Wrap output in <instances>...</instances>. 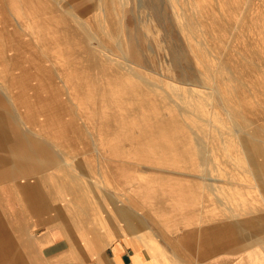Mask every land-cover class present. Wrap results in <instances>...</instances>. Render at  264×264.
<instances>
[{
	"label": "rangeland",
	"instance_id": "rangeland-1",
	"mask_svg": "<svg viewBox=\"0 0 264 264\" xmlns=\"http://www.w3.org/2000/svg\"><path fill=\"white\" fill-rule=\"evenodd\" d=\"M0 109L47 162L27 176L44 182L41 216L2 192L18 264H41L26 241L65 215L66 184L94 209L124 192H264V0H0Z\"/></svg>",
	"mask_w": 264,
	"mask_h": 264
},
{
	"label": "crops",
	"instance_id": "crops-1",
	"mask_svg": "<svg viewBox=\"0 0 264 264\" xmlns=\"http://www.w3.org/2000/svg\"><path fill=\"white\" fill-rule=\"evenodd\" d=\"M8 145L11 158L6 165L0 162V175L15 182L0 187L2 201L4 191L34 192L27 177L32 170L18 174L15 164L8 169V163H18V147L10 152L13 145ZM83 190L66 184L59 200L65 215L40 219L43 229L35 237L29 233L26 243L39 251L41 264H264V192H124V203L118 199L116 207L94 209L88 208L91 201L72 203L70 197L81 199ZM21 206L33 213L27 204ZM142 210L159 220L147 224ZM9 260L18 264L22 257L15 250Z\"/></svg>",
	"mask_w": 264,
	"mask_h": 264
},
{
	"label": "bare ground",
	"instance_id": "bare-ground-1",
	"mask_svg": "<svg viewBox=\"0 0 264 264\" xmlns=\"http://www.w3.org/2000/svg\"><path fill=\"white\" fill-rule=\"evenodd\" d=\"M13 120H12V123L14 124L16 123L17 127H19L17 118H16V121L15 120L13 121ZM5 132H7L8 134H5ZM13 132L14 131L11 130L10 116L1 112V109H0V162L3 165H6L5 161L8 162V160H10L11 156L8 158V152L6 151L7 150L6 146H9L8 144L10 145L12 144L13 146L10 152H12L15 149L14 148L15 146L18 147V149L15 150V153L17 154L18 163L16 162H12L10 164L8 163L7 164L8 169L11 168L12 164H15L16 167L18 165V168H17L18 174L29 172L31 170L37 171V170L43 169L47 165V162L42 161L41 159L42 154H41V150L39 149V146L34 144L31 140H28L27 136L23 134L24 132L21 133L20 131H18L19 132L18 134H16L17 131H15L14 133ZM20 133L23 134L24 136H21ZM3 135H6L8 138H6V136H3ZM255 144H256V140L253 142L251 141L249 143L250 146L252 145V149H255ZM252 149L251 148L249 149L250 153H252L253 151ZM13 156L14 155H12V159H13ZM25 158H28V160H25ZM2 171H3V168L1 167L0 172L2 173ZM41 185L43 186L44 182L42 179H39L37 180V182H33L34 192H16V195H15L17 198V201H19L20 204L25 203L27 204V206H29L30 209H33V213L36 215V217L37 215H40L43 211H45V209L48 208V202L46 201V197H41L39 193L37 194L38 187ZM38 195L40 196L39 198H37ZM80 195L82 197L81 199L78 197H75V198L70 197L72 203L78 204V202L76 201V199H78L80 200V203L83 206L88 205L90 203V201L86 199V197L88 196H85L83 192ZM28 198L29 200L27 201ZM87 217L92 218L91 213L88 214ZM94 218L97 219V217H94ZM99 225L101 226L103 224L99 222ZM101 233L102 232H99L97 233V235L98 234L101 235ZM14 248L15 247L12 244V242L8 241L7 235L4 232L2 225L0 224V264H15L14 261L9 260L11 257V254L15 252Z\"/></svg>",
	"mask_w": 264,
	"mask_h": 264
}]
</instances>
